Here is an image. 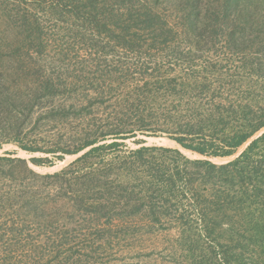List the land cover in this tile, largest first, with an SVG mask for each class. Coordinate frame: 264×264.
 I'll use <instances>...</instances> for the list:
<instances>
[{
  "label": "rangeland",
  "instance_id": "1",
  "mask_svg": "<svg viewBox=\"0 0 264 264\" xmlns=\"http://www.w3.org/2000/svg\"><path fill=\"white\" fill-rule=\"evenodd\" d=\"M126 1L0 0V90L12 96L0 100V118L25 123L44 149L6 143L0 158L64 174L61 182L0 178V264H264V142L249 151L264 130L224 158L172 139L187 124L212 128L217 107L226 125L208 130L216 150L232 129L264 119V0H143L155 32L136 25ZM96 138L95 147L119 146L82 163L89 149L66 153ZM195 161H240L242 171L209 174ZM159 169L164 190L153 178ZM89 172L103 176L102 190L75 193L72 178ZM21 190L40 198L42 217L18 199L8 208ZM101 200L110 219L80 212Z\"/></svg>",
  "mask_w": 264,
  "mask_h": 264
},
{
  "label": "trees",
  "instance_id": "2",
  "mask_svg": "<svg viewBox=\"0 0 264 264\" xmlns=\"http://www.w3.org/2000/svg\"><path fill=\"white\" fill-rule=\"evenodd\" d=\"M128 2V1H126ZM126 2H123L122 5H126ZM145 3V1L143 0H138V2H133L130 1L128 2V4L126 5L127 10L130 12L131 17L133 19H135L136 25H138L140 23V27L141 30H153L152 25H154L153 22V17L156 15L154 14L152 11V8L150 9L147 5H143ZM144 12L147 13V16L144 18L146 20H149L151 23L148 25L147 23H145V20L141 19V16H144ZM139 13V17L135 16L134 14H138ZM141 19V20H139ZM154 31V30H153ZM155 32V31H154ZM152 45L154 44V41H152ZM137 45V41L134 42ZM12 98V96L10 95V93L8 92H4L2 90H0V100H5V101H10V99ZM5 101H3L2 103H5ZM24 111H26V109H23L20 106L16 107V116H20L22 117L24 114ZM216 113V121L215 123H211L213 124L212 128H206L205 126H203V121H200L198 123V125H192V124H187L185 125L187 129H185V126H180L179 131L180 134L182 135L181 137H173L172 139L179 144V146H181L182 148L186 149L187 151H192L195 153H198L202 156H206V157H230L234 154V152L238 149L241 148V146L243 144H245L249 138L252 137L253 134L260 132L261 130H264V119H261V121H259V123H257L256 126L251 127L250 129V123L246 124L244 126V128L241 131V113L234 111L232 113V115L230 116H239V120H238V125H240V129L234 128L232 129V133L230 134L231 137L229 138L228 136H226V134L223 136V138L220 140L221 144L218 145L217 149L220 148L219 150H216V145L213 146L212 148L209 147L208 145L210 144L211 139H208V137H213L212 135H210L208 133V130L212 129L214 131L217 132H221L220 129H218L219 127H223L226 125V122L224 121L223 117V112L221 111V109H219L218 107L216 108V110L213 112ZM213 115V114H212ZM211 115V116H212ZM210 116V117H211ZM24 118V117H23ZM225 118V117H224ZM248 120V118H246ZM209 121V120H207ZM249 122V120H248ZM29 124H31L34 128L38 125L40 126V123L33 122V119L30 120ZM52 126H56V125H52ZM31 127V126H30ZM33 127H31V129H33ZM198 129H195L197 128ZM222 129H225V127H223ZM224 132V130H223ZM111 136H115L118 137L119 135H113L110 134ZM194 137L195 139H193V143H188L187 140L185 139V137ZM28 137H30L28 131H26V125L24 124H19V123H3V120H1L0 118V146H2L3 144L6 143H13L16 144L21 150H23L26 153H38V152H44V149L39 147L37 145V143L31 141L30 139H28ZM106 134L102 133V140H105L106 138ZM101 140H99L98 138L96 139H90L88 141H86L85 143H83L81 146L77 147L75 150L73 151H68L66 152L69 155H78L80 153H82L83 151L89 149V151H87L84 155H82L79 159L76 160L77 163H82L84 161H87L89 158L93 157V154L98 153L100 150L106 149V148H113V147H118V143H113L112 145H102V146H97L95 147L97 144H99ZM172 141V140H171ZM264 142V133L262 135V137H260L259 139L255 140L252 145L249 148V151H252L254 149V147L256 145H258V143H262ZM196 143V144H195ZM244 146V145H243ZM144 152V150H140L138 152H136L139 156L142 155V153ZM49 153L54 154L55 152L52 151L50 149ZM175 153L177 155H179V153L177 151H175ZM180 156V155H179ZM60 160H63L64 157L59 156L58 157ZM244 159L247 158V155H243ZM31 162L34 165H37L39 167L41 166H45L44 162L42 159H36L33 158L31 159ZM186 163H190L185 159ZM213 163V162H212ZM209 161H195L193 163V166L197 167L198 169L202 168L204 171H209V174L211 172H217V173H228L230 174L233 172V174H241L242 169L240 168V161L234 162L232 164H228L226 166H221V167H217L216 165L212 164ZM50 166H53L52 163L49 164ZM31 167V166H30ZM29 167V163L26 160H22V159H13V158H7V157H2L0 158V178L4 179V180H9V179H13V175L18 173L20 174V176H22L23 174L31 177L33 180H45V181H49V180H54V181H62L61 178L64 176V174H56V175H45V176H41L39 174H36L32 169H30ZM101 173L103 174V172L105 170H110V169H101ZM92 172L86 173L84 175H81L79 177L74 176L72 178V181L74 182V189H75V193H77V189L76 187L80 188V190H84V192L86 193H91L92 192H96L98 189L102 190L100 186L101 182H106L105 180H103V176L101 175V178L91 174ZM181 173V172H180ZM180 173L178 174V176H180ZM67 175V173H66ZM224 175V174H221ZM155 176V177H154ZM153 178L156 179L155 183H160L159 187L164 190L166 189L165 187L162 186L161 182L163 180V176H162V172L161 169H159L157 172L154 173ZM173 183V177L170 180ZM155 183L151 186L150 190L152 189V187L155 185ZM168 186L172 187V185L170 183H167ZM103 188H108L109 184H105L104 186H102ZM155 187V186H154ZM157 189V188H156ZM65 191V190H64ZM157 191H159L157 189ZM1 198H7L8 201L10 202V195H1ZM18 199L21 204H22V208H24L25 211H28V213L32 212L35 216H41L44 215L45 213V209L44 207H42L40 202V198L37 200L36 195H34L33 193L28 194L27 192L21 190L20 192H18L16 194V198L10 202L9 204V209L10 210H17L15 205H14V201ZM95 199H93L94 201ZM86 203V202H82L81 208H80V212L84 215H88L90 213L93 212H97L100 209V213L98 214V219L99 218H107L110 219V212L107 210L105 211L109 206L108 205H104V201L101 200L100 204L99 203ZM45 202V201H44ZM102 207V208H101ZM93 211V212H91ZM101 212H104L103 214H101ZM39 214V215H36Z\"/></svg>",
  "mask_w": 264,
  "mask_h": 264
},
{
  "label": "bare ground",
  "instance_id": "3",
  "mask_svg": "<svg viewBox=\"0 0 264 264\" xmlns=\"http://www.w3.org/2000/svg\"><path fill=\"white\" fill-rule=\"evenodd\" d=\"M174 142V141H173ZM177 144V143H176ZM178 145V144H177Z\"/></svg>",
  "mask_w": 264,
  "mask_h": 264
},
{
  "label": "water",
  "instance_id": "4",
  "mask_svg": "<svg viewBox=\"0 0 264 264\" xmlns=\"http://www.w3.org/2000/svg\"><path fill=\"white\" fill-rule=\"evenodd\" d=\"M34 165V164H33ZM36 167H38V166H36Z\"/></svg>",
  "mask_w": 264,
  "mask_h": 264
}]
</instances>
